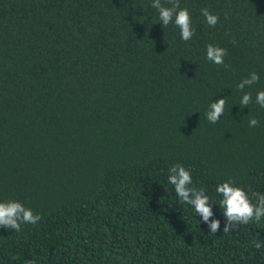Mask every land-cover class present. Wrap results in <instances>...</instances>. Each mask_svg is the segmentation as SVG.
Listing matches in <instances>:
<instances>
[{
	"label": "trees",
	"instance_id": "obj_1",
	"mask_svg": "<svg viewBox=\"0 0 264 264\" xmlns=\"http://www.w3.org/2000/svg\"><path fill=\"white\" fill-rule=\"evenodd\" d=\"M150 3L0 0V201L42 218L0 227V264H264V218L224 233L215 192L232 179L264 193V0H180L187 42ZM253 71L241 108L236 85ZM176 163L215 203V235L168 183Z\"/></svg>",
	"mask_w": 264,
	"mask_h": 264
},
{
	"label": "clouds",
	"instance_id": "obj_2",
	"mask_svg": "<svg viewBox=\"0 0 264 264\" xmlns=\"http://www.w3.org/2000/svg\"><path fill=\"white\" fill-rule=\"evenodd\" d=\"M150 7L157 10L159 21L163 26L174 23L178 27L180 38L183 41L187 42L195 35L191 14L186 7H181L180 0H166V3L163 4L161 0H151ZM200 11L210 27L217 25L219 21L217 15L211 13L208 8H201ZM205 47L206 58L210 62L227 67L224 61V57L227 54L226 49L212 44H208ZM259 80V74L253 71L236 85L237 89L242 93L239 101L241 108L252 103V93L250 91L244 92L243 90L246 87L257 84ZM255 103L260 108H264V88L256 92ZM225 105L226 98H219L209 103L206 119L210 123H217L224 114ZM248 124L249 127H256L258 120L252 117L249 119ZM167 181L174 186V192L179 200L191 206L195 213L200 216L202 222L208 225V235L212 236L220 231V221L215 218L210 220L213 217L212 204L215 203L210 201L205 188L191 186V170L186 169L182 164H173L168 169ZM215 192L221 197L219 207L222 209V215L226 221L223 227L224 233L233 231L238 225H247L252 221L259 223L264 218V193L256 191L249 193L243 187L236 185L232 179L218 183L215 187ZM41 219L39 213H34L31 208L20 201H0V227L20 232L23 225H35ZM262 246L264 244L260 240L253 241L254 248L260 249ZM29 264H32V262L30 261Z\"/></svg>",
	"mask_w": 264,
	"mask_h": 264
}]
</instances>
